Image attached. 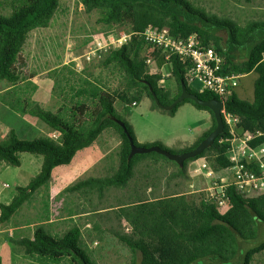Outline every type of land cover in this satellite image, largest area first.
I'll return each mask as SVG.
<instances>
[{"label": "trees", "instance_id": "trees-1", "mask_svg": "<svg viewBox=\"0 0 264 264\" xmlns=\"http://www.w3.org/2000/svg\"><path fill=\"white\" fill-rule=\"evenodd\" d=\"M81 1L87 11L99 12L98 22L108 27L122 26L126 31L134 32L127 42L102 53L100 59L102 65H112L123 72L124 79L121 88L109 90L93 79L82 78L79 87L71 85L70 97L65 95L64 102L56 111L43 107L33 99L32 94H28V88L22 90L19 87L18 82L23 79L16 64L29 33L49 25L60 0H11L10 13L0 11V79L17 86L4 93L5 96H11L10 99L4 97V100L16 112L37 117L56 134L25 139L11 128L0 139V164L21 165L22 152L43 156L40 170L26 185L16 187L11 200L0 203L2 223L9 221L23 204L30 202L41 188L49 185L54 167L70 163L77 151L90 146L108 128L120 138L119 161L114 173L79 179L65 190L81 191L88 195L97 193L101 198L111 186H126L133 176L135 165L147 158L148 154L155 153L157 158L172 160L155 151L136 153L129 157L130 141L121 121L135 143L140 144L133 126L116 114L117 99L128 113L132 111L131 105L134 102L137 104L145 96L151 98L154 107L160 108L152 90L161 103L169 104L181 94L182 82L188 91L202 99L218 98L209 91L199 92L188 83L186 66L176 55L172 56L170 65L176 89L159 83L163 75L161 72L150 73L146 51L151 45L141 34L149 24L167 26L172 34L184 37L197 33L204 43L213 44L222 55L224 72L246 74L255 71L254 99L247 100L234 91L225 100V108L239 118L237 125L240 131H255L264 127V20L238 24L230 18L209 14L193 6L189 0ZM219 31H225L227 37L223 38ZM157 49L152 53L160 65L165 57L161 49ZM238 52H244V56L239 57ZM20 64L24 65L23 62ZM55 73L60 74L59 71ZM31 88L35 90L37 85L32 84ZM186 101L209 110L212 125L192 145L179 152L196 147L216 126L212 110L188 98L170 110L161 109L175 114ZM228 136L230 133L225 124L223 133L201 154L186 159L182 166L172 160L180 166L172 176H186L187 161L199 157L207 156L216 171L229 166L231 161L222 142ZM263 141L264 137H257L250 143L256 145ZM155 144L176 152L159 141L150 145ZM226 195L229 207L223 210L216 203L204 199L203 193L199 197H190L186 193L140 197L118 206V217L124 219L131 228L128 233H116L132 251L130 264H194L197 261H202L200 264H252L255 254L264 250V238H260L261 224H264V192L247 196L231 184L226 189ZM82 238L81 226L74 225L62 234H53L41 222L35 225L32 236H23L14 242L23 248L27 256L36 257L42 262L60 263L68 260L70 264H97L82 246ZM254 241L251 246H244L245 242ZM138 252L141 254L140 261L137 259ZM0 264H3L1 259Z\"/></svg>", "mask_w": 264, "mask_h": 264}, {"label": "rangeland", "instance_id": "rangeland-1", "mask_svg": "<svg viewBox=\"0 0 264 264\" xmlns=\"http://www.w3.org/2000/svg\"><path fill=\"white\" fill-rule=\"evenodd\" d=\"M189 1L193 6L209 14L230 18L238 24L243 25L251 20H264V0H252L251 2L243 0ZM0 11L9 14L11 0H0ZM99 15L97 10L87 11L81 0H60L49 25L38 27L29 33L16 64L23 79L18 82V85L23 88L22 90L28 88V94H32V98L43 107L56 111L64 102V96L70 97L71 85L79 87L82 84V78L85 77L93 79L109 90L122 87L123 72L112 65L104 66L100 63L102 53L109 50L102 52L100 57H97V54L87 55L96 49L95 39H100L102 42L103 36L120 35L126 30L122 26L108 27L98 22ZM219 34L223 38L227 37L225 31H219ZM148 52L149 50L146 54ZM238 54L239 57L244 56V52H238ZM20 62L24 65L22 66ZM152 68L162 73L163 78L159 80L161 85L176 89L170 65L164 61L159 65L156 60ZM55 71H59L60 74L57 75ZM256 77L255 71L241 76L236 88L240 97L251 101L254 99ZM32 84L37 85L35 90L31 88ZM193 86L199 88L201 83L195 81ZM14 87L17 86L10 81L0 79V139H3L11 128H14L18 135L25 139L45 135L53 136L54 133L43 121L30 114L16 112L4 100V97L11 98L8 94L5 96L4 93ZM115 108L116 114L127 120L137 130L142 140L143 138L158 139L165 147L176 152L192 145L212 125L210 111L198 108L189 101L182 103L175 114L154 107L151 98L147 96L137 104L131 105V113L125 110L119 99L115 101ZM105 131L107 134L104 136L108 134L112 136L108 143L113 149L108 158L96 165L95 172L99 177L112 175L117 168L114 157L119 150V138L111 128ZM138 143L150 146L151 141H138ZM148 153H153V151ZM154 155L155 153L148 154V160L145 163L139 162L135 165L133 176L126 186H111L101 198L97 197V193L88 195L81 191H67L63 188L64 190L62 189L59 194H55L54 199H51L49 185L41 188L34 198L23 204L9 221L0 222V259L2 262L4 264H70L68 260L60 263L42 262L36 257L27 256L23 248L14 242L23 235L32 236L35 225L43 222L48 212L44 204L46 200L48 210L50 209L57 218L59 213L89 212L78 217L77 220H66L62 226L57 227L56 233L62 234L74 225L81 226L83 232L81 244L89 253L92 261L97 264H130L132 251L116 233H128L131 228L124 219L118 217L117 207L131 203L140 197L154 198L171 193H186L190 197H199L201 191L198 189L210 183L204 176H193L192 171L199 160H206L213 167L207 156L188 160L186 176H172V173L180 166L163 157L161 158L163 163H156L150 160L155 157ZM21 160L19 166L0 164V202L11 200L16 187L29 182L40 170L43 156L22 152ZM261 230L260 238H264V224H261ZM255 242H245L244 246L247 248ZM137 259L138 261L141 259L140 252H138ZM201 262L197 261L194 264ZM252 264H264V250L255 254Z\"/></svg>", "mask_w": 264, "mask_h": 264}, {"label": "built area", "instance_id": "built-area-1", "mask_svg": "<svg viewBox=\"0 0 264 264\" xmlns=\"http://www.w3.org/2000/svg\"><path fill=\"white\" fill-rule=\"evenodd\" d=\"M133 33L125 30L120 35L103 36L102 42L95 39L96 49L87 55L97 54V57H100L102 52L120 47L127 42ZM141 34L151 45L146 58L150 73L159 72L152 68V65L156 64V57L152 52L157 47L164 54V63L171 65V58L176 55L185 64V76L191 86L195 81H199L201 86L199 88L193 86L195 89L199 92H212L218 99L224 101L222 115L230 136L223 138L222 142L227 148L231 164L216 171L206 160L197 161L192 170L193 176H204L210 182L206 187L198 189L203 193V198L216 203L219 209L223 210L229 207L226 189L231 184L247 196L263 193L264 141L256 145H252L250 141L264 137V127L255 131H240L237 125L239 118L225 108V100L236 91L243 74L224 72L222 55L213 44L204 43L197 33L184 37L172 34L167 26L149 24ZM255 163L257 166H254Z\"/></svg>", "mask_w": 264, "mask_h": 264}, {"label": "crops", "instance_id": "crops-1", "mask_svg": "<svg viewBox=\"0 0 264 264\" xmlns=\"http://www.w3.org/2000/svg\"><path fill=\"white\" fill-rule=\"evenodd\" d=\"M134 131H135L137 140L140 142L141 141H151L152 143V142L159 141L158 139H155V138H143L144 140H142V137L139 136V133L137 132V130L134 129ZM105 134H107V132L104 130L90 146L77 151V153L74 155L70 163L58 165L54 168L52 172V178L48 186L51 199H54L55 194H59L63 188L65 189L66 186L71 185L72 183L76 182L79 179H83V178H87L91 176L99 177V176H96L98 174L95 172V167L98 163L108 158L109 154L111 153L113 149L112 147L109 146V143H108L110 141V138H112V136L108 134L107 135L108 137H107V136H104ZM119 144H120V138H119ZM114 158H116V164L118 165V161H119L118 151ZM147 160H148V157L140 161V163H145ZM150 160H153L156 163H163L162 159L157 158V157L151 158ZM47 191L48 190L46 188V193ZM97 197L100 198L98 194H97ZM81 201L82 200L80 199L79 202L81 203ZM87 213L89 212L59 213L58 218H57L54 214H52L51 210L49 209L48 212L45 214V219L43 220V223L45 224V227L49 231H51V233L58 234L56 233V230L59 225L62 226L63 223L66 222V220H69V221L77 220L78 217H81ZM30 225L31 224H29V226ZM18 228H21V227H18Z\"/></svg>", "mask_w": 264, "mask_h": 264}, {"label": "water", "instance_id": "water-1", "mask_svg": "<svg viewBox=\"0 0 264 264\" xmlns=\"http://www.w3.org/2000/svg\"><path fill=\"white\" fill-rule=\"evenodd\" d=\"M152 89V87H151ZM153 97L157 103V105L165 110H170L173 107H175L179 102L183 101L184 99L188 98L193 101H195L197 104L202 106L209 107L212 112L214 113L215 119H216V126L215 128L205 137L203 138L200 143L194 147L193 149L186 150L183 152H171L170 150L160 146V145H138L135 143L133 137L130 135V133L127 130V127L125 124L121 121V124L123 125L125 131L127 132V135L129 137L131 151L129 153V157L136 153H148L151 151L158 152L160 154L165 155L169 159H172L176 161L180 166L184 164V161L188 158L195 157L203 152L207 147L211 146L215 139L224 131V120L222 115V109L224 107V101L222 99L218 98H210V99H202L197 94L190 92L187 90L184 82H182V91L181 94L175 98L171 103L169 104H163L160 102L158 96L156 95L155 91L152 90Z\"/></svg>", "mask_w": 264, "mask_h": 264}, {"label": "clouds", "instance_id": "clouds-1", "mask_svg": "<svg viewBox=\"0 0 264 264\" xmlns=\"http://www.w3.org/2000/svg\"><path fill=\"white\" fill-rule=\"evenodd\" d=\"M135 104H136V102H135Z\"/></svg>", "mask_w": 264, "mask_h": 264}]
</instances>
